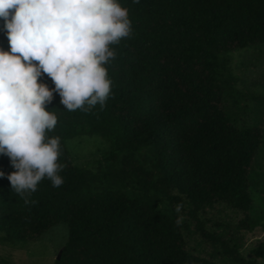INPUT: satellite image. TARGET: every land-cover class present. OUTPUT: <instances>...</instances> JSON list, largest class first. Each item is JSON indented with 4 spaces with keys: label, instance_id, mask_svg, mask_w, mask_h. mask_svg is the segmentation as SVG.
Wrapping results in <instances>:
<instances>
[{
    "label": "trees",
    "instance_id": "trees-1",
    "mask_svg": "<svg viewBox=\"0 0 264 264\" xmlns=\"http://www.w3.org/2000/svg\"><path fill=\"white\" fill-rule=\"evenodd\" d=\"M119 3L132 30L111 46L104 106L68 111L56 93L46 105L57 116L46 135L60 138L63 184L45 177L17 193L0 154V243L35 241L63 223L55 264H261L264 242L247 259L240 234L264 230V94L239 87L231 56L264 44V0ZM4 23L0 47L10 48ZM42 82L55 87L46 74ZM80 137L106 143L91 165H77L67 146ZM218 206L243 216L208 227ZM191 234L210 256L189 246Z\"/></svg>",
    "mask_w": 264,
    "mask_h": 264
},
{
    "label": "clouds",
    "instance_id": "clouds-1",
    "mask_svg": "<svg viewBox=\"0 0 264 264\" xmlns=\"http://www.w3.org/2000/svg\"><path fill=\"white\" fill-rule=\"evenodd\" d=\"M0 19L10 43L0 49V154L15 169L7 179L20 194L45 177L59 187L60 138L46 135L57 116L46 105L56 93L68 111L104 106L112 86L105 65L116 55L111 46L131 35L129 10L119 0H0Z\"/></svg>",
    "mask_w": 264,
    "mask_h": 264
},
{
    "label": "rangeland",
    "instance_id": "rangeland-1",
    "mask_svg": "<svg viewBox=\"0 0 264 264\" xmlns=\"http://www.w3.org/2000/svg\"><path fill=\"white\" fill-rule=\"evenodd\" d=\"M0 49L9 50L10 48L1 46ZM231 60L235 72L241 79L239 87L251 94H264V44L244 52L233 53ZM247 103L253 106L252 110L256 112L262 108L259 103L251 99ZM67 146L73 154L76 164L80 166L93 164L106 149V143L99 137L72 139L67 142ZM262 158L264 159V155ZM261 203L260 199L256 201L257 209L261 208ZM242 216L240 211L232 210L226 206H218V212L207 215L210 220L207 222V226L212 227L216 221L234 226ZM240 236H242L243 242L242 254L247 259H255L253 250L261 242H264V230L256 228L253 232L242 231ZM67 239V227L65 224L59 223L48 229L41 238L35 241L14 245L0 243V264H55L58 253ZM188 244L191 248L196 247L202 256L208 257L212 253V246L199 236L192 234L188 236ZM257 261L264 264V257L262 262L259 258Z\"/></svg>",
    "mask_w": 264,
    "mask_h": 264
}]
</instances>
